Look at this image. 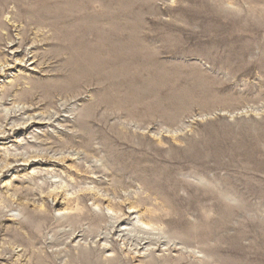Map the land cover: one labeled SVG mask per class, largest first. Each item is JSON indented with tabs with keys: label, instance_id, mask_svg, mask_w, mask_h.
<instances>
[{
	"label": "rangeland",
	"instance_id": "1",
	"mask_svg": "<svg viewBox=\"0 0 264 264\" xmlns=\"http://www.w3.org/2000/svg\"><path fill=\"white\" fill-rule=\"evenodd\" d=\"M0 264H264V0H6Z\"/></svg>",
	"mask_w": 264,
	"mask_h": 264
},
{
	"label": "bare ground",
	"instance_id": "2",
	"mask_svg": "<svg viewBox=\"0 0 264 264\" xmlns=\"http://www.w3.org/2000/svg\"><path fill=\"white\" fill-rule=\"evenodd\" d=\"M5 1L6 0H0V11H2V7H3V4H5ZM46 7H47V3H46ZM51 9L52 8H50V10ZM34 10H35L34 13L36 17L39 16L40 19L42 18L45 21H50V22H55V23H59V21H61L58 18L59 13L61 12L47 11L45 9V5L43 6L42 3H39V5H37L36 9ZM61 15H65L66 17V20L63 21V24L66 27L61 29L60 33L57 31L59 35L58 40L60 42V44L58 45L59 47H66L67 50H69L71 54V57L68 59V62L70 64L69 71L72 73V77L74 78V76L81 75L83 73L93 72L100 78L102 74L101 71H103V64H105V60H106L104 57H102L103 55H101L103 53V50L100 47V43L96 42L95 46H90V47H87L84 44L86 35L92 29V27L95 28L94 30L96 32L97 30H99V25H97L98 19L96 18L97 23H95L94 20H91L89 18V16L83 15L79 18H75V19H79V21L77 24H73V23H70L69 21L71 19H74L73 17H76V15H74L73 12L67 11ZM99 34H100V31L97 32L95 37L93 35V38H96V40H100ZM117 49H118V46L112 43V51H115V50L117 51ZM112 51L110 48V51H109L110 54L112 53ZM115 60L116 62L119 63V58ZM115 60L113 61L114 63H115ZM116 68H118L117 64H115L114 69L110 70L109 73L111 74L112 72L117 71ZM73 78L71 80H74Z\"/></svg>",
	"mask_w": 264,
	"mask_h": 264
}]
</instances>
